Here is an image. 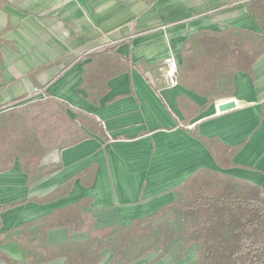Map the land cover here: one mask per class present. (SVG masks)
Instances as JSON below:
<instances>
[{
  "label": "crops",
  "instance_id": "obj_1",
  "mask_svg": "<svg viewBox=\"0 0 264 264\" xmlns=\"http://www.w3.org/2000/svg\"><path fill=\"white\" fill-rule=\"evenodd\" d=\"M249 3L1 1L0 106L26 96L17 104L21 106L48 95L69 107L66 113L71 121H76L73 111L97 120L107 141L84 131L85 140L57 148L43 158L39 167L51 171L44 177L33 176L28 181L18 161L0 173V234L80 200H88L82 214L92 221L93 229L127 227L172 203L173 190L199 169L216 171L264 191V54L249 73L233 76L230 97L212 103L177 83L165 86L162 82L165 62L174 59L179 65L188 39L199 32L240 29L259 34ZM111 48L131 67L108 81V92L97 104L90 103L79 88L83 65L89 61L88 54ZM226 99H233L237 106L217 112L215 103ZM193 134L216 139L226 148L237 147L233 167H217ZM90 166L96 168L90 187L76 180L60 199L43 204L31 201ZM87 238L86 231L53 228L47 231L46 244L55 248ZM0 251L24 260L11 243ZM168 256L170 262L157 260L155 254L151 260L153 264H173ZM111 259L112 254L104 249L98 264H108ZM62 263L63 259H57L45 264Z\"/></svg>",
  "mask_w": 264,
  "mask_h": 264
},
{
  "label": "trees",
  "instance_id": "obj_2",
  "mask_svg": "<svg viewBox=\"0 0 264 264\" xmlns=\"http://www.w3.org/2000/svg\"><path fill=\"white\" fill-rule=\"evenodd\" d=\"M249 5L260 33L225 29L191 36L176 69L178 85L207 103L233 94V76L249 73L264 54V0H250ZM88 59L79 88L90 103L97 104L108 92V81L127 72L131 64L115 48L88 54ZM26 99L23 96L0 106V173L18 161L28 181L33 176L44 177L51 171L39 167L43 158L57 148L85 140L84 131L107 141L97 120L72 110L76 121H71L66 113L69 107L48 95L17 106ZM69 129L78 135L74 140L68 138ZM193 136L217 167H233L231 159L237 147L226 148L216 139ZM95 171V166H90L48 195L31 201L43 204L60 199L76 180L90 187ZM87 205L88 200H80L0 234V248L11 243L24 255L21 262L0 251V264H45L57 259H63L62 264H98L104 249L112 254L108 264H134L148 253L171 255L177 264L190 247L195 248L191 264H264V191L216 171L197 170L173 190L172 203L127 227L93 229L92 221L82 214ZM60 227L68 232L86 231L88 238L51 248L46 244L47 231Z\"/></svg>",
  "mask_w": 264,
  "mask_h": 264
},
{
  "label": "built area",
  "instance_id": "obj_3",
  "mask_svg": "<svg viewBox=\"0 0 264 264\" xmlns=\"http://www.w3.org/2000/svg\"><path fill=\"white\" fill-rule=\"evenodd\" d=\"M177 63L175 62L174 59L167 60L164 64L163 68V74H162V82L165 86H173L176 84V69H177ZM233 104V108H235L236 102L233 99H226L224 101H218L215 103V107L217 112L218 108L220 106H223L225 104ZM232 108V109H233ZM230 110V109H229Z\"/></svg>",
  "mask_w": 264,
  "mask_h": 264
},
{
  "label": "rangeland",
  "instance_id": "obj_4",
  "mask_svg": "<svg viewBox=\"0 0 264 264\" xmlns=\"http://www.w3.org/2000/svg\"><path fill=\"white\" fill-rule=\"evenodd\" d=\"M69 137L68 138H70V140H74L76 137H77V134L74 132V130L73 129H69ZM194 248V247H193ZM195 248L194 249H192V247H190L189 248V250H187V252H184V254H183V257H184V259H182L183 261L180 263V264H191L193 261H194V259H195ZM148 255H150V256H148ZM153 256H154V253H148L147 255H145L143 258H141L137 263H135V264H140V263H145V264H153L154 263V261H152L151 259L153 258ZM155 256H156V259L158 260V259H166V260H168V257H170V256H168V255H166V256H162V257H160L159 255H157V254H155ZM169 262H170V260H168ZM167 261V262H168ZM174 264V263H173Z\"/></svg>",
  "mask_w": 264,
  "mask_h": 264
},
{
  "label": "water",
  "instance_id": "obj_5",
  "mask_svg": "<svg viewBox=\"0 0 264 264\" xmlns=\"http://www.w3.org/2000/svg\"><path fill=\"white\" fill-rule=\"evenodd\" d=\"M233 108V104L232 103H230V104H225V105H223V106H220L219 108H218V111H219V113H222V112H225V111H227V110H229V109H232Z\"/></svg>",
  "mask_w": 264,
  "mask_h": 264
}]
</instances>
